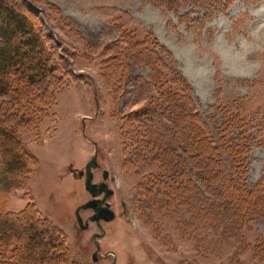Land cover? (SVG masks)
I'll return each instance as SVG.
<instances>
[{
    "label": "rangeland",
    "instance_id": "obj_1",
    "mask_svg": "<svg viewBox=\"0 0 264 264\" xmlns=\"http://www.w3.org/2000/svg\"><path fill=\"white\" fill-rule=\"evenodd\" d=\"M168 4L161 0H27L58 43L60 54L55 61L63 83L56 91L58 81L52 80L30 88L27 96L2 98L6 124L17 126L38 163L32 165L24 186L0 191V213L21 212L32 200L40 215L64 237L60 248L69 255L68 264H264V252L256 248L264 233V210L242 225L230 218L205 217L204 209L199 212L187 204L194 195L189 190L163 189L156 178L162 169L160 148L147 136L153 126L128 116L149 103L139 83L140 77L154 73L139 62L132 42L150 32L175 53L176 60H189L191 53L175 37L190 34L204 50L201 64H220V59L234 54L237 41L264 23V0H232L226 9L212 8L210 18L191 2ZM153 5L169 17L167 25L157 21ZM14 44L21 46L18 37ZM209 50L214 53L211 59ZM164 60L176 70L171 54ZM236 70L243 72L244 63H238ZM202 71L199 65L191 69L193 85ZM241 87L246 89L244 94L238 91ZM190 88L216 140L219 135L213 123L220 124L228 110L252 122L255 134L247 185L253 187L264 175V72L232 83L218 74L215 99L208 105H202L196 89ZM96 152L100 167L93 170L94 182L104 180V169L109 171L107 183L115 191L109 201L116 212L113 221H102L105 236L98 240V262L92 259L97 248L93 235L100 232L89 220L93 211L80 212L90 222L86 230L76 217L77 208L92 198L85 189V171ZM5 158L0 157L1 163ZM187 175L205 197L210 196L195 172L188 170ZM11 182V177L0 178V190ZM13 227L18 230L17 225ZM16 245L14 241L0 245V262L17 256ZM56 253L59 260L53 263L60 264L65 252Z\"/></svg>",
    "mask_w": 264,
    "mask_h": 264
},
{
    "label": "trees",
    "instance_id": "obj_2",
    "mask_svg": "<svg viewBox=\"0 0 264 264\" xmlns=\"http://www.w3.org/2000/svg\"><path fill=\"white\" fill-rule=\"evenodd\" d=\"M161 2L175 5L191 2L210 18L212 8L223 6L226 9L232 0ZM38 15L27 5V0H0V19L3 21L0 25V157H6L2 163L0 161V178L2 181L12 178V182L0 191L24 186L32 165L38 163L22 141L17 126L6 124V102L2 98L15 94L27 96L30 88L52 80L58 81L56 91L63 83L60 65L55 61L60 54L58 43L47 33L49 27ZM17 37L21 46L14 44ZM131 48L139 62L154 72L147 78L140 77L139 83L149 103L128 116L153 126L147 136L148 141L157 142L160 148L162 169L156 177L157 184L179 193L189 190L196 197L192 195L193 199L187 204L199 212L204 209L205 217L230 218L244 225L252 215L261 214L264 210V175L253 187L247 185L248 155L255 134L252 122L240 112L228 113V110L220 124L213 123L219 135L216 140L195 105L192 89L175 73V67L166 64L164 58L170 56V51L150 32L132 42ZM115 66L118 64H112ZM188 170L196 173L197 181L203 183L212 199L205 197L189 178ZM15 225L17 231L13 229ZM39 226L44 228L39 230ZM59 233L58 228L40 215L32 200L21 212L0 213V245H11L14 241L18 251L17 256L0 264H52L59 260L57 251L65 252L60 264H68L69 255L66 249L60 248L65 239ZM257 241L256 248L264 252V233Z\"/></svg>",
    "mask_w": 264,
    "mask_h": 264
},
{
    "label": "clouds",
    "instance_id": "obj_3",
    "mask_svg": "<svg viewBox=\"0 0 264 264\" xmlns=\"http://www.w3.org/2000/svg\"><path fill=\"white\" fill-rule=\"evenodd\" d=\"M154 16L159 23L167 25L169 17L156 5L152 6ZM82 22V21H81ZM264 23L254 26V31L248 33L244 39L237 41L232 49L233 55L220 59V64L215 61L210 66L201 64L204 56V50L199 41L189 35L182 36L183 38L175 37V42L184 50L191 53L189 60H176L175 53L171 52L172 58L176 60V70L179 74L193 86L196 91L195 95L202 105H208L214 102V93L216 88L217 75H222L226 82L232 83L240 80H248L256 77L264 72ZM209 58L214 54L209 50ZM190 61V62H189ZM238 63H244L245 70L237 71ZM199 65L203 71L195 85L189 78L191 69ZM240 94H244L246 89L241 87L238 89Z\"/></svg>",
    "mask_w": 264,
    "mask_h": 264
},
{
    "label": "water",
    "instance_id": "obj_4",
    "mask_svg": "<svg viewBox=\"0 0 264 264\" xmlns=\"http://www.w3.org/2000/svg\"><path fill=\"white\" fill-rule=\"evenodd\" d=\"M28 5L32 8H36L30 1ZM99 167L98 163V154L97 152L92 157V159L86 165L85 173V188L91 194L92 199L85 202L81 207L76 210V216L78 220L79 227L82 230H86L89 227V221L84 222L83 217L81 216V209H92L94 213L90 216L91 221H95L100 228L101 232L94 234V241L97 242L98 238H101L105 235V229L101 221L110 222L115 219L116 213L111 207V203L108 201L111 198L115 191L109 186L106 181L94 182V172L93 169ZM109 177V171L104 170L103 178L107 180ZM103 195L102 197H100ZM100 250V245L97 244V250L93 253V260L97 261L98 253Z\"/></svg>",
    "mask_w": 264,
    "mask_h": 264
}]
</instances>
